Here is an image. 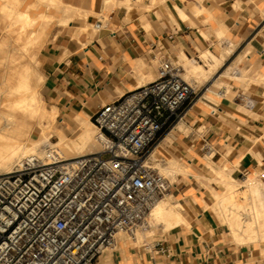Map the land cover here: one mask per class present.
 Instances as JSON below:
<instances>
[{
    "label": "crops",
    "instance_id": "crops-1",
    "mask_svg": "<svg viewBox=\"0 0 264 264\" xmlns=\"http://www.w3.org/2000/svg\"><path fill=\"white\" fill-rule=\"evenodd\" d=\"M69 6L81 14L67 17ZM52 11L49 38L35 59L57 128L72 129L70 137L91 135L90 121L103 104L156 76L162 51L187 67L199 51L221 56L229 49L225 60L235 48L234 62L243 57L254 78L244 88L225 76L230 90L220 86L218 93L210 90L211 100L195 98L162 132L158 155L177 156L188 168L174 174L170 188L184 221L157 238L162 250L119 239L98 264H264V244L234 242L212 206L213 191L223 190L218 169L234 178L264 173V0H62ZM90 13L106 15L108 26L84 30ZM220 40L226 43L219 48Z\"/></svg>",
    "mask_w": 264,
    "mask_h": 264
},
{
    "label": "built area",
    "instance_id": "built-area-1",
    "mask_svg": "<svg viewBox=\"0 0 264 264\" xmlns=\"http://www.w3.org/2000/svg\"><path fill=\"white\" fill-rule=\"evenodd\" d=\"M94 26L107 27V16ZM195 89L162 51L155 78L93 115L97 150L73 159L29 153L0 173V264H98L120 233L140 228L172 185L153 166L155 144L184 117ZM151 245L162 250L158 239Z\"/></svg>",
    "mask_w": 264,
    "mask_h": 264
},
{
    "label": "bare ground",
    "instance_id": "bare-ground-1",
    "mask_svg": "<svg viewBox=\"0 0 264 264\" xmlns=\"http://www.w3.org/2000/svg\"><path fill=\"white\" fill-rule=\"evenodd\" d=\"M3 1H7V8L2 10V14L8 19L4 23L2 21L7 30L4 31L8 33L13 27L16 36L8 37L9 33L8 36L3 35L0 40V173L13 170L18 159L29 153H36L46 160L53 156L73 159L97 150L98 128L93 121L90 122L95 129L94 136L82 131L79 137H70L66 131L57 128L58 138L55 141L50 140L49 130L54 124L56 113L43 99L40 86L44 76L40 72L36 75L38 59L32 64L27 56L28 49L37 46L48 32L51 22L52 13L38 9L39 6L44 4L47 7L60 8L62 0H33L24 8H20L22 0H0V3ZM2 6L4 7V4ZM80 11L69 6L64 13L69 17ZM85 29L87 27H84ZM228 53L229 49H225L221 56L211 51L203 52L202 55L212 60L208 66L196 59L188 63L187 67L181 62L183 76L185 74L184 77L195 88L199 84V77L206 78L218 70ZM231 68H225L224 72L229 73ZM205 96L208 97L204 94ZM153 155H158L156 149ZM185 163L177 156H170L166 159L164 167L174 172H184L188 169ZM153 166L164 174L156 165ZM216 173L223 183V190L213 191L215 200L212 206L220 221L224 222L237 242L264 241V180L257 175H250L238 182L223 168L218 169ZM239 187H244L242 197L236 194ZM171 194V190L165 191L155 201L146 222L140 228L146 229L161 224L160 229H167L181 220L184 221L177 209V203L168 199ZM136 231L137 229L130 234L132 238H135Z\"/></svg>",
    "mask_w": 264,
    "mask_h": 264
},
{
    "label": "rangeland",
    "instance_id": "rangeland-1",
    "mask_svg": "<svg viewBox=\"0 0 264 264\" xmlns=\"http://www.w3.org/2000/svg\"><path fill=\"white\" fill-rule=\"evenodd\" d=\"M30 1H33V0H22L21 1V4H20V8H24L25 7V5L26 4H28ZM4 4V7L2 6L3 4ZM5 3H6V5H5ZM0 6H1V8H0V40L3 38V35H5V34H7L6 36H8L9 35V33H10V35L8 36V37H12V36H16V30H15V28H10L9 29V31H8V33L7 32H5V31H7L6 30V28H5V26H4V22L5 21H8V19L5 17V16H3V14H2V10L3 9H6L7 8V1H3V2H1L0 3ZM6 7V8H5ZM45 8H47V9H45ZM38 9H43V10H45V11H48V12H50V13H52V16L50 17V20L52 21V19H53V16H54V13H53V11H52V9H54V10H56V9H58V8H55V7H47V6H45L44 4H41L40 6H39V8ZM37 9H33V11H36ZM91 15H92V17H91ZM4 17V18H3ZM90 17H91V19H90V23L87 25V29H85L86 31H88V30H91V31H96L97 29L95 28V26H94V22H95V20L97 19V18H99L100 17V15L99 14H97V13H90ZM54 20H57L60 24H61V21L58 19V18H56V19H54ZM2 21H3V23H2ZM3 25H2V24ZM6 24V23H5ZM4 28V29H3ZM5 30V31H4ZM48 31V30H47ZM49 38V34H48V32L45 34V36L38 42V44H37V46H32V47H30L29 49H28V58H29V61L33 64L34 62H36V59H35V55H36V53L38 52L39 53V51H40V49L42 48V46L45 44V42L47 41V39ZM226 42H223L222 40H220V42L218 43V45H219V48L220 47H222L224 44H225ZM235 47H236V45H235ZM39 50V51H38ZM208 50H211V49H209V48H207L206 49V51L205 50H203V51H199V53H198V57H193V58H195L196 60H199V61H201L202 63H205L207 66H208V63L209 62H212V60L211 59H208V57H206V56H204V55H202V53L203 52H207ZM213 51V50H212ZM217 51H218V49H217ZM236 49L234 48V50H233V52H232V54H230L224 61L222 60V62H223V64L218 68V70L216 71V72H213L212 74H209V76H207L206 78L205 77H203V76H200L199 77V81L197 82V87H196V94H195V96H194V99L195 98H198V97H200V95H203L204 96V93H206L207 95H213L212 93H211V91H214V92H216V93H218L217 91V89L218 88H220V86H225L226 87V89L227 90H230L231 89V85L229 84V82H227V81H225V78L227 77V78H229V79H233V80H238L240 83H241V85H242V87H244V88H248L252 83H254V78L250 75V73H249V69H248V67L247 66H245L244 65V58L242 57V60L240 61V62H234V60H235V53H236ZM215 52V51H214ZM200 55H202V56H200ZM201 58H200V57ZM184 58H185V60H186V57L184 56ZM206 59V61H205V59ZM201 59V60H200ZM34 60V61H33ZM177 61L179 62V63H181V60H180V57H178V59H177ZM184 63V62H183ZM228 64H231L232 65V68L231 69H229V73H225L224 71H223V69H224V67H226ZM237 69H239L240 71H241V75L240 76H237L236 74H235V71L237 70ZM37 71L38 72H36V75H37V73H39L40 72V67H37ZM211 75V76H210ZM155 75L154 74H151V75H148L147 77H146V80H149V79H152L153 77H154ZM184 76H185V74H184ZM226 76V77H225ZM188 80V79H187ZM220 83V84H218V82ZM211 84V85H210ZM222 84V85H221ZM40 89H41V92H42V95H43V98H44V100L46 101V103L47 104H50L46 99H45V97H44V94H45V91H44V80L42 79V81H41V86H40ZM211 90V91H210ZM205 98H209V97H206L205 96ZM193 99V100H194ZM210 99V98H209ZM61 125H60V123H59V120L57 119V117L55 118V120H54V124L51 126V128H50V130L49 131H51V133H49V135H51V137H50V140H52V141H55L57 138H58V130H57V127H60ZM92 127H93V125H92ZM94 131H95V129H94V127H93V130H92V133H91V135L90 136H94ZM56 132H57V134H56ZM67 134H72V129H70V130H67V132H66ZM160 139V138H159ZM159 139H158V141H157V143L155 144V148L154 149H157V150H163V145H159L158 147H156L157 146V144H158V142H159ZM78 141H80L79 139H77ZM157 157H159L158 158V160H155V161H153V164L154 165H156L158 168H160L163 172H164V175L165 176H167V178L171 181V182H173L174 181V179H175V177H176V175H174L175 174V172L176 173H178L179 172V170H176L175 172L173 171V170H169V169H166L165 167H164V164H165V161H166V159L168 158V157H166V156H161V155H157ZM164 159V160H163ZM163 160V161H162ZM162 161V162H161ZM246 176H250V175H245V176H235L236 178V181H238V182H242L243 180L242 179H244V177H246ZM258 177L259 178H261L262 180H264V178H262L261 177V175H258ZM216 185H217V187H220L217 183H215ZM244 187H239L237 190H236V194L238 195V197H242V189H243ZM170 197L171 196H169L168 197V199L170 200ZM219 218V217H218ZM221 219L219 218V221H220ZM226 228H227V226L224 224V222H222V221H220ZM161 225V224H160ZM160 225H156L155 227L153 226V227H151V228H146V229H144V228H138L137 229V231H136V236H135V238H137L136 240H134L133 238H132V236L129 234V233H126V232H122V233H120L119 234V236H118V239H125V240H127L128 242H130L131 244H133V245H135V246H140L141 244H143V243H145V242H148V243H153V241L155 240V239H157L158 237H160V236H162L169 228H165V229H160L159 227H160ZM149 229V230H148ZM227 230L230 232V230L227 228ZM231 233V232H230ZM230 237H231V235H230ZM232 239V238H231ZM234 241V240H233ZM234 242H236V240L234 241ZM236 243H238V244H243V245H247V244H249V243H244V242H236ZM255 244L257 243H262V244H264V241H255L254 242ZM105 251H111V249L110 248H107Z\"/></svg>",
    "mask_w": 264,
    "mask_h": 264
}]
</instances>
